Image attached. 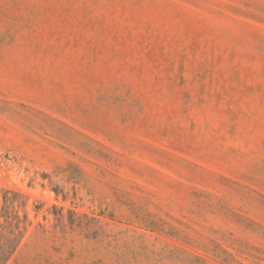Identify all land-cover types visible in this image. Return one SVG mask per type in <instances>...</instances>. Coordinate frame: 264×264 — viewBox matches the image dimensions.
<instances>
[{"label": "rangeland", "instance_id": "rangeland-1", "mask_svg": "<svg viewBox=\"0 0 264 264\" xmlns=\"http://www.w3.org/2000/svg\"><path fill=\"white\" fill-rule=\"evenodd\" d=\"M6 264H264V0H0Z\"/></svg>", "mask_w": 264, "mask_h": 264}, {"label": "trees", "instance_id": "trees-1", "mask_svg": "<svg viewBox=\"0 0 264 264\" xmlns=\"http://www.w3.org/2000/svg\"><path fill=\"white\" fill-rule=\"evenodd\" d=\"M16 197L20 195L0 188V264H6L23 237L27 219L18 215Z\"/></svg>", "mask_w": 264, "mask_h": 264}]
</instances>
